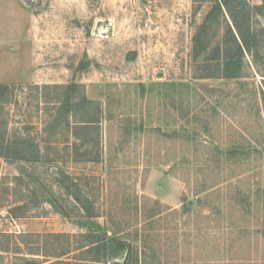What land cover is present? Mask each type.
I'll return each instance as SVG.
<instances>
[{
  "label": "rangeland",
  "instance_id": "1",
  "mask_svg": "<svg viewBox=\"0 0 264 264\" xmlns=\"http://www.w3.org/2000/svg\"><path fill=\"white\" fill-rule=\"evenodd\" d=\"M214 1L0 0V131L39 150L0 157V264H264V46L204 79ZM93 230L126 249L94 262Z\"/></svg>",
  "mask_w": 264,
  "mask_h": 264
},
{
  "label": "trees",
  "instance_id": "2",
  "mask_svg": "<svg viewBox=\"0 0 264 264\" xmlns=\"http://www.w3.org/2000/svg\"><path fill=\"white\" fill-rule=\"evenodd\" d=\"M202 1L206 0H200L199 3ZM261 2L260 5H252L249 0L214 1L205 22L199 27L193 38L194 59L198 60L202 55H205L204 62L201 64L204 79H240L243 75L245 54H250L254 59L260 57V50L264 46V27H259L260 23L258 22L259 18L264 19V0ZM223 21L225 22L224 42L211 49L213 35H215V32L213 34L214 28L220 27ZM78 87V85H72L68 91L76 92ZM8 90L7 87L0 86V103ZM81 103L87 106L92 105L91 101L85 97L81 99ZM60 104V114L63 115L64 112L66 116L71 113L69 111L72 106L80 107V104H75L69 95ZM84 123V127H88L87 125L91 126L93 122ZM27 147L37 148L35 143L23 138L15 137L13 141H10L7 139L6 132L0 131V157L5 160L37 161L39 150L36 149L34 155L29 156L26 155ZM99 231L93 230L95 233L82 236L86 240L84 248H87V253L97 255V260H93L94 262H100L101 259H109V257L116 259L119 253L126 249L125 242L116 237L108 242L107 233L104 232L103 236H97ZM127 252L123 264H136L137 257L134 255V250L129 249ZM22 259L20 263L14 264H36L33 261L25 260V258Z\"/></svg>",
  "mask_w": 264,
  "mask_h": 264
},
{
  "label": "built area",
  "instance_id": "3",
  "mask_svg": "<svg viewBox=\"0 0 264 264\" xmlns=\"http://www.w3.org/2000/svg\"><path fill=\"white\" fill-rule=\"evenodd\" d=\"M97 37L99 38V40L104 41L108 38V33L106 31H100L97 34Z\"/></svg>",
  "mask_w": 264,
  "mask_h": 264
},
{
  "label": "water",
  "instance_id": "4",
  "mask_svg": "<svg viewBox=\"0 0 264 264\" xmlns=\"http://www.w3.org/2000/svg\"><path fill=\"white\" fill-rule=\"evenodd\" d=\"M125 260V259H124ZM124 260H121V261H119L121 264H123L124 263Z\"/></svg>",
  "mask_w": 264,
  "mask_h": 264
}]
</instances>
